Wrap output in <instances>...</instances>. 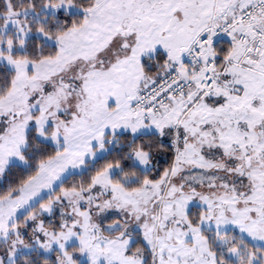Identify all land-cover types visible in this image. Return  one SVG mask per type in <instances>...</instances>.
<instances>
[{
	"label": "snow or ice",
	"instance_id": "obj_1",
	"mask_svg": "<svg viewBox=\"0 0 264 264\" xmlns=\"http://www.w3.org/2000/svg\"><path fill=\"white\" fill-rule=\"evenodd\" d=\"M0 264H264V0H0Z\"/></svg>",
	"mask_w": 264,
	"mask_h": 264
}]
</instances>
